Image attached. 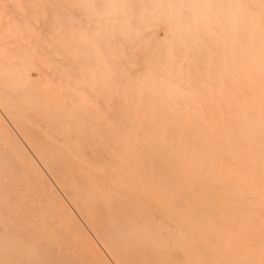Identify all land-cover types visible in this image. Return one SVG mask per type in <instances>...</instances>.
I'll return each mask as SVG.
<instances>
[{
  "label": "bare ground",
  "instance_id": "bare-ground-1",
  "mask_svg": "<svg viewBox=\"0 0 264 264\" xmlns=\"http://www.w3.org/2000/svg\"><path fill=\"white\" fill-rule=\"evenodd\" d=\"M14 1L0 96L38 132L0 118V264H264V0H24L33 56Z\"/></svg>",
  "mask_w": 264,
  "mask_h": 264
},
{
  "label": "rangeland",
  "instance_id": "rangeland-1",
  "mask_svg": "<svg viewBox=\"0 0 264 264\" xmlns=\"http://www.w3.org/2000/svg\"><path fill=\"white\" fill-rule=\"evenodd\" d=\"M16 1H17L18 3H16ZM16 1H14L15 3H14V9H13V11L15 10V7H18L20 4L22 5V3H24V2H23L24 0H22V1H21V0H16ZM19 1H20V2H19ZM25 2H26V3H29V4H27L28 6L30 5V3H34V1L32 2V0H31V1L28 0V2L25 0ZM26 3H25L24 5H26ZM16 4H18V5L16 6ZM22 6H23V5H22ZM31 6H33V5H30V7H31ZM26 7H27V6H26ZM26 7H25V8H26ZM20 8H21V6L18 7V10H20ZM28 9H29V8H28ZM28 9L25 10V9H24V6H23V8H22V12L25 13L26 16L29 15V16L26 17V18H28V19L33 23V26L35 27V28H34V32H33V27L29 28V31L26 32L27 35H23V36H21V37L18 36V37H20L19 39H16V38H18V37L15 38V39H16V42L12 45V47H15L16 50H14V51H15V53L18 54V55H25V56H33V55H36V54L42 55V51L40 52V49L42 50V48H40L39 44H40L41 46L44 47L45 44H46V42H44V41H45V40H44V41H42L43 44H41V41L39 42L38 40L41 38L40 35L42 36V35H43V32L45 31V30L43 31V30L41 29L42 27H41V25H40L41 21H42V22L44 21V16H41L42 18H40V19H39V17H38V19L41 20V21H39V22H40V23H39V22L37 21V19H36L37 16H38V14H37L38 12L35 13V10H33L34 13L37 14V16H36V18H35V15L32 14L31 10H28ZM38 9H39V6H38ZM18 10H17V12H18ZM40 10H41V8H40ZM48 10H49V9H48ZM48 10H47V11H48ZM36 11H39V10H36ZM42 11H43V10H42ZM47 11L45 10V12H47ZM49 11H50V10H49ZM17 12H14V13L18 14ZM20 12H21V11H20ZM20 12H19V13H20ZM40 12H41V11H40ZM12 13H13V12H12ZM23 13H21L19 16H23V15H22ZM47 13H48V12H47ZM47 13H45V14H47ZM50 13H51V11H50ZM16 14H13V15L16 16ZM27 14H28V15H27ZM43 14H44V13H43ZM43 14H39V16H40V15H43ZM10 15H11V14H10ZM31 15H34L33 17H34L35 19H33V17H31ZM47 16H49V15H47ZM47 16H46V17H47ZM13 17H14V16H13ZM16 17H18V15H17ZM42 19H43V20H42ZM35 20L37 21V23L34 24V22H36ZM11 21H12V20H11ZM23 21H24V20H23ZM25 21H26V20H25ZM25 21H24V22H25ZM30 21H29V23H31ZM15 22H16V20L14 21V19H13V22H12L13 25L11 24V26H10L11 29H14V28H15V27H12V26H14V23H15ZM36 26H38L37 29L39 28V32H38V33L35 31V30H37V29H36ZM79 26H80V25H79ZM82 26H83V25H82ZM82 26L78 27V28H79V31L81 32V29H83V28L85 29V31H83L82 34H81V33H80V34H81V36H82V35H85V33H86V35L83 36L82 39H81V38H80L81 36H80V34H79V32H78V35H77L78 37H77V38H78V43H79V45L81 44V45H80V48H83V47L85 46V47H86L85 50H87V53H85L84 49L81 50V51L79 50L78 52L80 53V52L84 51L83 53L88 54V57H87V55H86L85 57H86V58H90V57H91V56L89 57V55H90V54H89L90 51H91L92 55L94 54V53H93V51H94V50H93V45H92L91 41H89V40H90V38H89V36H90V35H89V34H90L89 31H90V30L88 29V27L86 28V27H82ZM40 27H41V28H40ZM80 28H81V29H80ZM31 29H32V30H31ZM40 29H41L43 32L40 31ZM43 29H44V28H43ZM86 30H87L88 32H87ZM12 31H13V30H12ZM13 32H14V31H13ZM40 32H42V34H40ZM24 33H25V32H24ZM33 33H34L35 37H34V35H32ZM35 33H37L38 35L35 34ZM45 34H46V33H45ZM45 34H44V36H46ZM162 34L165 36V31H162ZM24 36H25V37H24ZM26 36H27V37H26ZM32 36H33V37H32ZM79 36H80V37H79ZM87 36H88V37H87ZM22 37H24V38H22ZM31 37H32V38H31ZM84 37H85L86 39H88V38H89V39H88L87 41H85L86 39H84ZM28 38H29V39H28ZM34 38H35V39L37 38V39H36V40H37V43H35L36 40H35V41H32ZM45 38H46V37H45ZM30 39H32V40H31L32 42L30 41ZM41 39H42V38H41ZM41 39H40V40H41ZM83 42H84V43H83ZM88 42H89V43H88ZM38 43H39V44H38ZM32 45H34V46H32ZM89 45H90V46H89ZM88 46H89V47H88ZM91 46H92V47H91ZM87 47H88V48H87ZM80 48H79V49H80ZM89 48H91L93 51H92L91 49H90V51H89ZM13 49H14V48H13ZM36 50H37V52H36ZM12 52H13V50H12ZM39 52H40V53H39ZM44 53H45V52H44ZM39 55H37V56H39ZM77 55H79V54H77ZM80 55H81V56H78L77 59H76V62L79 61V62H78L77 69H78L79 66L81 65V66H82L81 69L84 70V69H86V68H85L86 65H88L87 63H88V60H89V59H86V60L84 59L83 61H81L82 59H81V60H79V59H80V58H83V57H82V54H80ZM85 57H84V58H85ZM93 57H95V54H94ZM90 60H91V61H89V64L95 62V61H94L95 58L93 59V58L91 57ZM84 62H85L86 64H84ZM82 63L85 65V67H83L84 65H83ZM94 65H95V63H93V65L90 64L89 66H87V67H89V68L86 69V70H87V71L90 70L91 72L88 71V74H86V75H89V76L92 75V68H91V67L95 68ZM81 66H80V67H81ZM90 66H91V67H90ZM79 70H80V68H79ZM83 70H82V71H83ZM87 71H85V72H87ZM89 73H91V74H89ZM30 76H31V78L33 77L32 79H36V78L38 77V73H37V71L34 70V69H31V70H30ZM90 77H91V76H90ZM89 84H90V83H89ZM78 92H79V91H78ZM79 93H80V92H79ZM89 93H91V92H89ZM89 93H88V92H87V94H86V93H82V96H83V95H84V96H88ZM80 94H81V93H80ZM77 96H78L77 99L79 100V102H81V101H82V98H81V101H80V98H79L81 95L79 96V94H78ZM82 96H81V97H82ZM89 96H90V94H89ZM89 96H88V97H89ZM7 101H8V100L5 98V96H3V97L0 96V118H1L3 121L5 120V122H6L7 124L9 123L8 126H11V123H12L13 121H15V120H18L20 117H19L18 119H14V118H13V115H14V116L16 115V114L14 113V110L17 111L18 109H17V110L14 109V108H13V110L10 109V110H12L11 112H13V114L10 113V112H9V108H7L8 105H6ZM5 102H6V103H5ZM8 103H9V102H8ZM9 104H11V102H10ZM6 106H7V107H6ZM10 108H11V107H10ZM20 111H21V110H19L18 112H20ZM90 111H93V110L90 109ZM11 115H12V116H11ZM7 116H8V117H7ZM16 116H17V115H16ZM12 118H13V120H12ZM8 120H9V122H8ZM10 120H11L12 122H10ZM14 124H15V123H14ZM14 124H12V125H14ZM16 124H17V123H16ZM14 126H15V127H14ZM14 126H11V133L13 132V134H15L14 136H15V137L17 136L16 138H17V139L19 138L18 140H19V141H20V140L22 141L21 144L24 143V144H23V147H24V145H25V146H26L25 149L29 150V149H30L29 147L32 146V145H31V144H32L31 142L34 140V137H33V139H31L32 141L29 140V139H27V138H29V135H30V138H31V136H32V132H31V130L34 128V126H29V127H31V128L33 127L32 129H29V130H28V132L30 131L31 134H30V133H26V131H27L26 128H29V127L24 128V126H21V128H24V130H23V129H21V128H18V127H20L19 125H14ZM16 126H18V127H16ZM12 127H13V128H12ZM16 128H17V129H16ZM25 129H26V131H25ZM14 130H15V132H14ZM36 130H37V129H36ZM36 130H35V128H34V131H35V132H34L33 130H32V131H33L34 133H36V132H38V131H36ZM34 133H33V136L35 135ZM44 133H45V132H43V134H42V133L40 132L39 135H38V133H37L36 136L44 135ZM45 135H46V133H45ZM22 138H23V139H22ZM23 140H24L25 142H24ZM30 141H31V142H30ZM26 142H27V143H26ZM29 142H30L31 144H30ZM28 145H29V146H28ZM30 145H31V146H30Z\"/></svg>",
  "mask_w": 264,
  "mask_h": 264
}]
</instances>
